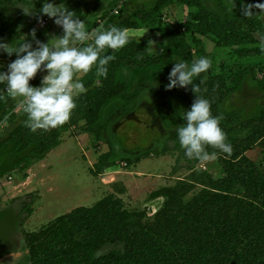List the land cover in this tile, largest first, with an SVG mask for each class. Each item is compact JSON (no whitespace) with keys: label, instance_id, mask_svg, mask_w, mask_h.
Returning <instances> with one entry per match:
<instances>
[{"label":"trees","instance_id":"16d2710c","mask_svg":"<svg viewBox=\"0 0 264 264\" xmlns=\"http://www.w3.org/2000/svg\"><path fill=\"white\" fill-rule=\"evenodd\" d=\"M62 1L69 5L73 0ZM96 1L98 9L102 0ZM204 1H138L140 8L131 10L133 17H124L115 26L126 30L145 28L156 33L154 41L161 50L154 53L147 39H129L121 49H106L105 54L115 57L107 66V76L98 77L93 71L81 79L85 91L76 99L68 122L41 135L20 122L0 134V153L9 144L19 154L30 149V155L20 165V170L26 172L60 145L63 132L77 126L78 120L84 122V133H93L99 140L102 130L98 125L103 120L104 108L112 101L136 99L135 93H129L122 71L164 67L177 58L191 62L211 56L201 37L210 38L217 50H229L227 56L233 62L264 57V10L257 6L264 0H216V11L209 10ZM176 5L187 8V19L176 27L166 25L163 11ZM124 6L118 15L123 13ZM6 34L0 39L8 38ZM192 49L196 50V58ZM226 66L222 63L215 75L210 70L201 74L203 83H199V78L196 80L200 87L198 94L209 99L212 114L222 116L220 127L232 146L230 155L218 153L216 157L219 177L207 175L208 183H202L207 188L189 200L186 197L196 185L190 178L151 192L149 200H164L151 221H146V209H128L123 199L113 193L91 207L75 208L36 232L22 233L30 264H264V175L244 156L256 147L264 151V107L248 119L240 111H224V102L242 89L248 77L255 80L251 69L233 71L226 70ZM167 83L168 76L155 87L146 86L162 100L160 110L167 111L170 125L172 114L175 125H181L184 121L179 114L190 109L195 95L189 85L182 88L178 102L169 104L172 89L166 90ZM256 84L264 92V82L256 80ZM11 100L0 93V106ZM243 130H250L251 134L243 139L231 137V133ZM176 148L184 156L178 140ZM146 154L147 151H142L126 155L125 166L139 163L148 157ZM116 155L113 146H109V151L101 154L93 165L91 174L95 177L103 174L115 164ZM25 198L29 201L16 199L23 204L18 214L20 225L34 213L36 196L30 194ZM106 246L113 249L97 255Z\"/></svg>","mask_w":264,"mask_h":264},{"label":"rangeland","instance_id":"374dc122","mask_svg":"<svg viewBox=\"0 0 264 264\" xmlns=\"http://www.w3.org/2000/svg\"><path fill=\"white\" fill-rule=\"evenodd\" d=\"M121 1L123 0H110V3L99 11L96 0H73L69 5L64 4L62 0H51L60 7L75 12L85 21L89 31L106 30L109 26L117 25L124 17H133L131 10L140 8L137 5L138 1L153 0H126L123 13L114 14V6ZM20 3H29V0H0V38L4 33H7L10 38L0 40L10 43L14 39H23L21 36L23 35L31 41L32 29L36 30V39L45 43L49 41L50 36L63 35V30L47 16L41 17L42 24L38 22V13L30 17L25 16L22 8L18 6ZM33 3L37 10L42 6V0H33ZM187 12V8L182 6L167 7L163 11L165 24L176 27L187 19ZM146 33H148L147 38L138 40L151 41L153 52H159L161 47L154 41L157 34ZM204 41L207 44L206 51L211 55L210 60L213 61L209 69L212 75L219 73V66L222 63L227 65L226 70L238 71V68H244L251 69L255 73V80H250L248 77L242 89L224 102V111H240L244 119L257 114L264 107V92L256 84V80L264 82V57L233 62L227 56L229 50H217L210 38H204ZM89 42L91 41L85 43ZM32 43L35 47V42L32 41ZM74 46L80 45L77 43ZM195 52L196 50L192 49L194 58H196ZM15 58L14 55L9 57L6 53L0 52V65L3 66L0 71H7V65ZM173 60L164 67L122 71V77L129 85V93H135L136 99L130 102L113 101L104 108L105 110L102 111L104 118L98 125V128L102 130L99 140L93 133H84L82 131L84 122L78 120L77 126L63 132L60 145L48 153L43 160L33 164L26 172L20 170V165H22L21 160L30 155V149L19 154L13 145L9 144L1 150L0 264H12L14 258L19 255L16 264H30L23 232H36L75 208L93 206L108 194L113 193L122 198L128 209H146V221H151L164 201L163 199L149 200L151 192L164 186H172L178 180L190 178L196 185L186 197L189 200L207 188L202 185V183H208L207 175L213 179L219 177L220 170L216 159L205 162L189 160L176 148L175 118L172 114L174 126L170 125L167 121V111L164 113L160 110L162 100L146 86L147 84L151 87L159 85L162 79L169 75L175 63ZM45 74V72H38L30 84L39 86L41 77ZM85 76L86 74H81L79 78L83 79ZM141 83H143L142 87H140ZM4 87L0 84V93L10 98L4 91ZM182 92V88H173L169 104L178 102ZM19 99L12 98L11 101L1 103L0 134L8 131L10 127L17 126L20 122H25L26 114ZM45 131L47 130H37V133L41 135ZM250 134V130L235 131L231 133V137L243 139ZM174 140L175 142L172 143ZM102 145L107 147V151L109 146H113L117 154L113 167L117 168L112 167L105 170L103 175L95 177L90 170L98 160L97 155ZM142 151H147V158L129 167L125 166L123 158L126 155H135ZM158 154L160 155L157 156ZM244 156L252 160L264 175L263 150L256 147L246 151ZM17 162H20L19 166H15L18 165ZM140 174L146 177L131 178ZM4 191H8L5 196H3ZM30 194L36 196L34 213L23 225H20L18 213L12 206L21 205L23 208V204H18L16 199L28 202L29 199L25 197ZM7 195L11 196L8 200ZM112 249L106 246L97 255L106 254Z\"/></svg>","mask_w":264,"mask_h":264},{"label":"clouds","instance_id":"9594fccd","mask_svg":"<svg viewBox=\"0 0 264 264\" xmlns=\"http://www.w3.org/2000/svg\"><path fill=\"white\" fill-rule=\"evenodd\" d=\"M18 6L25 16L38 13L37 19L41 24L43 16L52 19L63 30V35L50 36L45 43L36 39V30L32 29L31 41L23 35V39H14L10 43L0 40V52L16 57L7 65V71H0V84L5 86L8 96L20 98L26 114L25 125L30 131L63 126L76 108V99L85 91L80 75L94 71L96 76L106 77L107 66L115 57L105 54V50L125 47L129 43L127 30L112 25L106 30L89 31L85 21L75 12L51 0H42L38 10L33 0ZM257 6L264 10V2ZM245 14H248L247 11ZM87 41L91 42L85 43ZM77 43L80 46H74ZM173 61L166 90L187 89L191 85L195 95L190 109H183L179 114L184 123L175 128V140H178L184 156L189 160L205 162L216 159L218 153L230 155L232 146L220 127L222 116L213 115L209 99L198 94L199 83L204 80L201 74L208 72L211 60L202 56L191 62L182 58ZM38 72L46 74L41 77L39 86H32L30 81ZM197 78L199 83H196ZM208 148L214 151L210 152Z\"/></svg>","mask_w":264,"mask_h":264},{"label":"crops","instance_id":"0c3cea01","mask_svg":"<svg viewBox=\"0 0 264 264\" xmlns=\"http://www.w3.org/2000/svg\"><path fill=\"white\" fill-rule=\"evenodd\" d=\"M149 2H151V1H149ZM149 2H146L145 1V3H149ZM108 3H110V0H102L101 1V3H100V6H99V11L101 10V9H103V8H105L106 6H107V4ZM204 3H205V5L207 6V8L209 9V10H211V11H216L217 9V7H216V0H205L204 1ZM1 11H2V9H1ZM263 19H264V15H263V17H262ZM146 32H150L148 29H145V28H141V29H129V30H127V35L128 36H130V38L129 39H135V40H138V39H142V38H147V34L148 33H146ZM204 38H207V37H201V40H202V42H203V45H204V47H205V50L207 49L206 48V46H207V44H205V41H204ZM8 39H10V38H8ZM215 46V45H214ZM215 48V47H214ZM207 52V51H206ZM208 53V52H207ZM210 53H212V52H210ZM209 54V53H208ZM210 55V54H209ZM210 57L211 56H208V58L210 59ZM113 102V101H112ZM105 110V109H104ZM103 118H104V113H103ZM106 152H108L107 151V147L105 146V145H102L101 146V151L99 152V154L97 155L98 156V158H99V156L101 155V154H104V153H106ZM50 153V152H49ZM171 158V157H170ZM113 167V166H112ZM112 167H110V168H108V169H111ZM114 169H116L117 167L116 166H114L113 167ZM107 169V170H108ZM130 173H135V172H133V171H130ZM104 174V173H103ZM103 174H101V175H103ZM143 177H146V176H144L143 174H140V175H136V176H133V177H131V178H143ZM168 186H170V185H168ZM8 193V191H4L3 192V196H5L6 194ZM23 194V193H22ZM22 196V195H21ZM11 196H8L7 195V198L6 197H4V198H6L7 200H8V198H10ZM5 199V200H6ZM158 199H162V198H158ZM12 207H14L15 209H16V211H17V213L19 214V212L22 210V208H21V205H18V206H12ZM20 256V255H19ZM19 256H17V257H15L14 258V260H13V262H12V264H16L17 262H18V258H19Z\"/></svg>","mask_w":264,"mask_h":264},{"label":"built area","instance_id":"2783aa9c","mask_svg":"<svg viewBox=\"0 0 264 264\" xmlns=\"http://www.w3.org/2000/svg\"><path fill=\"white\" fill-rule=\"evenodd\" d=\"M125 1L126 0H123V1H121V2L118 3L117 7H115V9L113 11L114 14H117L118 13L119 9L122 7V5L125 3Z\"/></svg>","mask_w":264,"mask_h":264}]
</instances>
